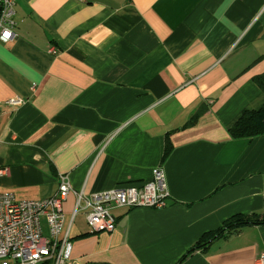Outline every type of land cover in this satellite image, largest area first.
Segmentation results:
<instances>
[{
  "label": "crops",
  "instance_id": "1",
  "mask_svg": "<svg viewBox=\"0 0 264 264\" xmlns=\"http://www.w3.org/2000/svg\"><path fill=\"white\" fill-rule=\"evenodd\" d=\"M14 10L15 37L0 42V192L51 197L61 174L85 193L138 186L160 165L167 204L114 209L111 233L72 218L68 194L71 260L256 264L264 225L179 260L228 217L264 215V135L228 132L264 101L253 82L264 0H16Z\"/></svg>",
  "mask_w": 264,
  "mask_h": 264
},
{
  "label": "built area",
  "instance_id": "2",
  "mask_svg": "<svg viewBox=\"0 0 264 264\" xmlns=\"http://www.w3.org/2000/svg\"><path fill=\"white\" fill-rule=\"evenodd\" d=\"M15 3L16 0H0V42L6 43L15 37ZM5 103L15 106L21 100L10 98ZM70 193L75 198L71 216L84 214L90 233L114 231V209L162 208L170 196L160 165L151 170L149 181L138 186L85 193L82 189L73 190L68 176L61 174L57 192L51 197L26 200L0 192V264H76L71 260L73 243L64 230L66 214L62 208ZM256 264H264V254Z\"/></svg>",
  "mask_w": 264,
  "mask_h": 264
},
{
  "label": "trees",
  "instance_id": "3",
  "mask_svg": "<svg viewBox=\"0 0 264 264\" xmlns=\"http://www.w3.org/2000/svg\"><path fill=\"white\" fill-rule=\"evenodd\" d=\"M253 82L259 87L264 95V74L257 75L253 78ZM192 116L188 123H192L195 118ZM232 138H252L264 135V101L262 106L257 110H244L239 118L228 130ZM171 151V146L167 143L163 156H167ZM245 225H264V215L257 216L254 214L246 215L237 213L222 222L215 230L206 232L199 237L197 242L189 248L179 260L182 262L194 250L205 251L209 244L213 241L225 236L230 231Z\"/></svg>",
  "mask_w": 264,
  "mask_h": 264
},
{
  "label": "rangeland",
  "instance_id": "4",
  "mask_svg": "<svg viewBox=\"0 0 264 264\" xmlns=\"http://www.w3.org/2000/svg\"><path fill=\"white\" fill-rule=\"evenodd\" d=\"M42 226H43L44 235H45L46 234V225H45L44 219H42Z\"/></svg>",
  "mask_w": 264,
  "mask_h": 264
}]
</instances>
